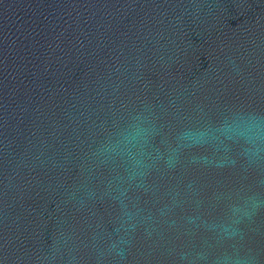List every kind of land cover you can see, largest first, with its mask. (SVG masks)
Returning <instances> with one entry per match:
<instances>
[{"label":"water","instance_id":"1","mask_svg":"<svg viewBox=\"0 0 264 264\" xmlns=\"http://www.w3.org/2000/svg\"><path fill=\"white\" fill-rule=\"evenodd\" d=\"M0 264H264V0H0Z\"/></svg>","mask_w":264,"mask_h":264}]
</instances>
